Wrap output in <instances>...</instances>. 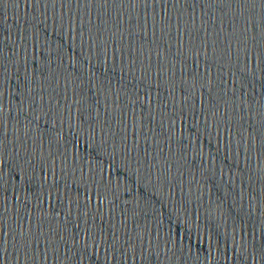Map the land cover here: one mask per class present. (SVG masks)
I'll use <instances>...</instances> for the list:
<instances>
[{"label": "water", "instance_id": "water-1", "mask_svg": "<svg viewBox=\"0 0 264 264\" xmlns=\"http://www.w3.org/2000/svg\"><path fill=\"white\" fill-rule=\"evenodd\" d=\"M0 264H264V0H0Z\"/></svg>", "mask_w": 264, "mask_h": 264}]
</instances>
